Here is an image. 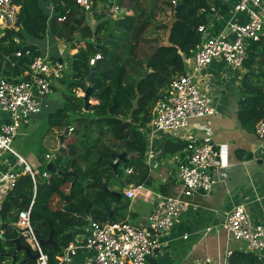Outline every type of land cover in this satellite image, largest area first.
<instances>
[{
    "label": "trees",
    "instance_id": "16d2710c",
    "mask_svg": "<svg viewBox=\"0 0 264 264\" xmlns=\"http://www.w3.org/2000/svg\"><path fill=\"white\" fill-rule=\"evenodd\" d=\"M12 2L19 13L14 28L4 29L0 39V73L8 77L10 69L16 70L19 60L21 65L28 66L35 56L41 55L33 43L20 45L25 41L22 31L31 41H43L49 34L52 41L70 45V50L76 52L70 55L67 68L71 74L63 92V104L50 115L49 121L50 128L61 134L68 126L73 132L63 139L62 147L51 161L56 172L64 175L49 173V179L42 181L38 177L34 189L30 176L20 173L15 188L5 198L0 211V264H35L32 260L22 262L25 258H21L20 252L14 260L10 256L16 250V243L26 246L14 224L32 199L30 225L41 242H46L52 231L56 246L44 245L42 249L49 263L57 264V257L73 240L71 229L82 227L85 217L101 224L123 221L128 199L122 189L151 188L144 162L146 139L139 130L150 121L152 109L170 81L186 73L184 60H189L203 41L198 29L208 27L216 15L226 16L229 9L224 0H185L186 6L173 9L170 24L161 26L168 32L166 46L158 37H146L156 16L155 0L147 3L146 0H120L121 7L130 9L132 15L119 20L102 13L94 14V6L90 14L86 13L75 0ZM161 3L170 7L163 0ZM47 4L52 5L51 12ZM147 5L151 10H146ZM89 16L94 23H90ZM152 39L158 44L147 53L142 47L153 43ZM18 51L22 57L15 56ZM25 51L31 53L30 58L24 56ZM96 54L101 58L90 67L89 60ZM263 56L264 39L249 45L243 64V97L239 101L238 118L253 128L264 119ZM50 60L65 63L58 58ZM88 77L91 93L85 111L83 96ZM76 90L81 97L76 96ZM126 140L130 147L127 162L114 172L116 156L125 151L121 145ZM167 145L164 153L174 154L185 150L186 141L172 140ZM126 170L130 173L126 174ZM113 185L119 190L113 191ZM227 264H264V260L250 252L232 251Z\"/></svg>",
    "mask_w": 264,
    "mask_h": 264
},
{
    "label": "built area",
    "instance_id": "2783aa9c",
    "mask_svg": "<svg viewBox=\"0 0 264 264\" xmlns=\"http://www.w3.org/2000/svg\"><path fill=\"white\" fill-rule=\"evenodd\" d=\"M163 1L170 4L167 9L172 17L173 9L181 0ZM75 2L86 13H91L93 3H100L103 4L104 14L110 19L119 20L127 16L120 0ZM228 2L229 0H224V3ZM263 9L264 0H234L232 14H243L246 21L237 23L231 20L227 23L226 33L217 35H209L204 27L198 29L205 38L190 58L191 65H187L184 75L170 81L152 109L150 121L139 130L146 139L144 162L147 165L151 166L152 159L155 158L151 142L154 134L184 133L190 120L216 114L211 96L199 86V77L213 61H218L233 71L242 70L249 45L264 39ZM18 13L12 0H0V32L16 22ZM15 56L22 57V52L18 51ZM24 56L30 58L31 53L25 51ZM100 58V54H96L89 60V66L93 67ZM65 70L66 66L61 61H52L39 55L32 59L21 79L10 80L0 73V151L14 155L17 168L21 171L10 169L0 172V211L5 198L15 188L20 173L28 174L34 189L36 187L38 173L15 152L12 142L30 118L40 111L41 100L50 93L52 84L61 79ZM65 130L68 134L73 132V128L69 126ZM254 133L261 144H264V119L255 124ZM184 153L186 160L175 169L176 180L181 189L179 194L185 198L210 194L216 184L213 174L222 168L218 147L210 137L201 140L188 137ZM45 158L49 160L50 156L46 155ZM125 173L129 174L130 171L126 170ZM39 176L43 180L49 179L46 170ZM144 191L143 186H129L124 190V195L132 203L141 198ZM32 205L33 199L27 209L18 214L14 226L32 253L37 254L35 264H50L30 225ZM187 206L186 201L179 196L155 195L154 208L145 226H137L129 220L101 224L89 219V235L85 242L81 245L70 243L63 254L57 257V264H73V258L79 249L92 253L80 264H148V258L161 250L159 239L170 234ZM1 225L0 219V227ZM221 228L229 235L230 240L245 244L247 252L264 260V224H255L244 205L233 207L225 215ZM211 231L212 227L205 234ZM229 255L230 253L228 257ZM205 262L227 264L214 263L210 259Z\"/></svg>",
    "mask_w": 264,
    "mask_h": 264
},
{
    "label": "crops",
    "instance_id": "0c3cea01",
    "mask_svg": "<svg viewBox=\"0 0 264 264\" xmlns=\"http://www.w3.org/2000/svg\"><path fill=\"white\" fill-rule=\"evenodd\" d=\"M233 3L234 0L225 3L229 9L226 16L216 15L212 19L211 25L206 27V32L209 35L226 33L227 23L231 20L237 23L246 21L245 15L232 14ZM93 6L94 14H104L103 4L94 3ZM46 8L49 12L52 11V5L47 4ZM125 10L127 15H132L130 9ZM88 18L90 23H94L91 16ZM170 22L165 25H169ZM10 27L14 28V24H11ZM3 31L0 32V39L4 34ZM22 33L25 41L20 42V45L33 43L38 46L41 55L49 59L58 58L65 62L66 66L61 79L55 81L51 86L52 98L46 99L50 95L49 93L41 100L40 111L30 118L12 142L15 152L26 161L33 171L38 172L39 176L43 171H40V168L44 169L54 159L50 155V150L44 154L40 153L43 139L52 141L53 135H59V137L63 135L57 129L50 128L49 117L62 107L63 92L71 74L67 67L70 55L76 50H70V45L60 41H52L49 34L39 42L31 41L26 33L23 31ZM159 33L158 30L157 33L153 32L146 37H161L158 35ZM165 36L167 37V31H165ZM165 36L161 37L163 41L166 40ZM15 42L18 43V41ZM144 50L150 53L153 49L147 46ZM18 63L16 70L15 68L10 69L6 78L15 80L24 77L27 66L21 65L20 60ZM187 65H191V59L187 61ZM243 75V68L233 71L218 61L210 63L203 70L198 83L211 96L216 114L211 117L190 120L184 133L158 132L152 136L151 142L155 158L152 159L151 166L145 163L149 171L151 188L143 187L145 191L142 197L132 203L127 200L128 209L124 220H129L137 226H145L147 218L154 208L155 195L179 196L186 201L188 206L179 216L178 222L170 234L159 239L162 244L161 250L155 256L148 258V264H207L206 259H210L214 263H226L228 253L232 251L247 252L245 244L230 240L229 235L221 228L225 215L238 205L245 206L255 224H264V144H261L255 135L254 128L242 124L238 118L239 101L243 97L241 90ZM75 93L76 96L81 97L79 90H76ZM188 137L193 140L210 137L219 149L222 168L213 174L216 184L211 193L206 196L197 194L191 198H185L179 194L181 189L176 180L175 169L177 165L186 160V155L184 151L174 154L164 153L168 141H186ZM58 142L59 148L62 144L60 140ZM4 153L6 152L0 151V172L18 169L16 157L6 153L8 154L6 156L9 157L4 158ZM46 155L50 156L49 160L45 158ZM39 179L43 180L41 177ZM126 188L124 187L122 191L124 192ZM118 190L117 186L113 187V191ZM89 219L85 217L82 227L75 226L71 229L73 240L70 243L81 245L85 242L89 235ZM211 227L213 231L205 234L206 230ZM25 244L27 246V243ZM19 252L21 258L26 259L25 252L23 250ZM91 254L88 250L79 249L73 258V264H80Z\"/></svg>",
    "mask_w": 264,
    "mask_h": 264
},
{
    "label": "water",
    "instance_id": "95a60500",
    "mask_svg": "<svg viewBox=\"0 0 264 264\" xmlns=\"http://www.w3.org/2000/svg\"><path fill=\"white\" fill-rule=\"evenodd\" d=\"M184 6H186V2H185V0H181V2L176 6L175 10H177V9H179V8H181V7H184ZM7 25H9V20H7ZM167 34H168V32H167ZM166 38H167V37H166ZM204 38H205V35H203V39H204ZM164 44H165L166 46L169 45L168 42H167L166 40H165ZM183 60H184V59H183ZM184 61L186 62V60H184ZM261 62L264 63V56H263V58L261 59ZM87 81H88V87H87V89L85 90V92H84V96H83V102H84V109H85V111L88 110V107H89V104H90V103H89V96H90V93H91L90 77L87 78ZM67 136H68L67 130H64L63 135H61V136L59 137V140H60V143H61V144H62L63 139L66 138ZM121 146L125 148V151H124L123 153L118 154V155L116 156L117 161H116V162L114 163V165H113V170H114V172H116V168H117L120 164L127 162V158H126V157H127V154L130 152V147H129V142H128V140H126ZM61 147H62V146L60 145L59 148L57 149V151L60 150ZM57 151H56V153H57ZM45 170H46L48 173H51V174H53V173H57V174H59V175H64V174L61 173V172H56V169H55V167H54V165H53L52 163L47 164L46 167H45ZM68 175H69V174H68ZM38 177H40V176H38ZM103 191H104V192H107L108 190H107V189H103ZM112 193L115 194V195H117V196L120 195V193H117V192H112ZM25 209H27V207H25ZM82 216L85 217L84 215H82ZM39 243H40V245H41L42 247H43L44 245H53V246H56V243H55V242L53 241V239H52V231H50V233H49V238H48V240H47L46 242H41V241H39ZM16 245H17V249H16L15 252L12 253V255H11V257H12L13 259H14L15 254H17L20 250H23V251L25 252V254H26V259L24 260V262L31 261V260H32V261H35V260L38 258L37 254H33L32 251L30 250V248H29L28 246L20 245V244H18V243H16Z\"/></svg>",
    "mask_w": 264,
    "mask_h": 264
},
{
    "label": "rangeland",
    "instance_id": "374dc122",
    "mask_svg": "<svg viewBox=\"0 0 264 264\" xmlns=\"http://www.w3.org/2000/svg\"><path fill=\"white\" fill-rule=\"evenodd\" d=\"M146 3H147V0H146ZM164 4L163 3H161V0H155V13L154 14H156V16H155V18H154V20H153V24H152V27L148 30V32H147V36L149 35V34H152L154 31V29L155 28H157L158 30H159V32L161 33H159L158 35H161V37L162 38H164V36H165V30H163L162 28H161V26H163V25H165V24H168L170 21H171V15H169L168 14V11H169V9H167V7H164L163 6ZM146 10H151V8L147 5L146 6ZM159 13V14H158ZM158 14V15H157ZM155 33H157V31L155 32ZM161 37H159L158 36V38H159V40H160V43H164L165 42V40L163 41L162 39H161ZM152 38V37H151ZM154 38V37H153ZM157 38V39H158ZM156 39V38H155ZM155 39H152L154 42L153 43H151V44H146V45H144L143 47H142V49H145L147 46H150L151 47V49H153L154 48V45H156V44H158V43H155L156 42V40ZM165 39H166V36H165ZM52 93V92H51ZM50 93V95L49 96H47L46 97V99H48V98H52V95L53 94H51ZM51 134V133H50ZM51 135H53V134H51ZM54 137H53V140L52 141H48L47 139H43V141H42V148H41V150H40V153H46V152H48V150H50V155H52L53 157H54V154H55V152L57 151V149H58V144H59V139H58V137H59V135H57V136H55V135H53ZM5 155L3 156L2 154H1V156H3L4 158L5 157H9V156H6V155H8V154H6V153H4ZM20 168H18L17 170H19ZM41 170H43V168H40V171ZM38 173V172H37ZM115 185H113L112 186V189H113V187H114ZM118 187V186H117ZM119 188V187H118Z\"/></svg>",
    "mask_w": 264,
    "mask_h": 264
}]
</instances>
